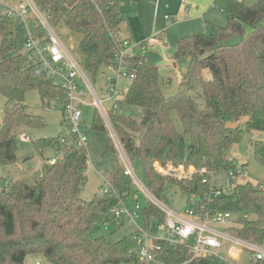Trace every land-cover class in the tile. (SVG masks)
Here are the masks:
<instances>
[{
  "label": "trees",
  "instance_id": "16d2710c",
  "mask_svg": "<svg viewBox=\"0 0 264 264\" xmlns=\"http://www.w3.org/2000/svg\"><path fill=\"white\" fill-rule=\"evenodd\" d=\"M32 1L48 23L66 6L69 25L86 32L84 46H96L88 58L89 68L98 75L103 67L112 65L125 41L121 37L125 16L115 0ZM225 13L226 26L214 34L199 33L178 40L175 61L192 59L189 75L183 79L187 92L180 89L168 96L171 79H164L159 67L143 55H129L130 70L140 66L123 99L109 112V121L130 165L139 167L141 182L153 197L164 201L168 187L175 186L184 195L197 198L188 208L200 209L202 216L231 214L236 217L233 236L264 249L263 185L237 181L222 196H209L214 174L238 170L231 151L243 133L264 132V0L252 6L232 2ZM19 22L0 7V95L6 99L0 123V165L17 162V141L25 128L45 126L41 116L27 111L28 91H37L45 103H66L63 88L47 78L35 77L27 58L17 51ZM32 31L47 39L41 25L35 23ZM123 104L131 106V114L119 112ZM244 118V124L239 125ZM234 123L238 125H230ZM92 129L106 130L97 112ZM66 142L62 137L35 141L40 154L53 148L55 161L48 160L46 172L34 182L7 180L0 193V264H24L28 256L41 257L47 264H220L213 256L191 259L183 245L166 247L155 262H142L130 251L126 238L112 242L98 236L102 227L116 220L114 210L136 198V185L115 157L107 175L109 193L101 192L91 201L82 199L89 169L87 149ZM252 147L255 160L264 165V141L253 142ZM106 152H115L113 143L107 144ZM156 163L194 167L206 173L177 182L160 175L154 168ZM148 202L139 214L145 229L151 231L156 223H164L165 214ZM256 264H264V260Z\"/></svg>",
  "mask_w": 264,
  "mask_h": 264
},
{
  "label": "rangeland",
  "instance_id": "374dc122",
  "mask_svg": "<svg viewBox=\"0 0 264 264\" xmlns=\"http://www.w3.org/2000/svg\"><path fill=\"white\" fill-rule=\"evenodd\" d=\"M122 7V12L125 20L121 27V37L129 40V42L139 45L143 42L144 48L138 49L137 53L143 55L151 63L159 67L160 73L164 79H171V85L167 88L168 96L176 94L180 89L187 92L188 84L183 83V79L188 77L192 59L190 57H182L177 62L174 59L178 40L199 33L201 30L207 29L209 34H214L216 27H224L227 24L225 13L220 12V8H212L206 13L205 18H194L193 13H188L185 17V23L179 24V11H182L183 6L188 7V3H181V0H140L134 2L132 0H116ZM258 0H247L244 4L247 6L254 5ZM186 2V0H183ZM189 11V9H188ZM167 17V19L165 18ZM47 19V18H46ZM175 19V21H173ZM48 21V20H47ZM177 21V22H176ZM206 22V23H204ZM43 27L46 36L51 32L61 40L62 44L67 49L68 54L78 63L80 69L85 74L89 83L94 89V92L101 99L106 97V92H103L105 79L104 74L115 76L116 73L111 67H103L98 75L89 68L88 58L96 52V46L85 47L83 42L86 38V32L82 29L73 28L68 23V8H61L59 15L55 21L48 23L49 27L42 23L35 12L21 20L16 25V35L18 41V52L24 54V43L32 31L33 25ZM189 32V33H188ZM159 36L161 43L158 46H146V42L150 39ZM124 39V40H125ZM84 95L81 96L82 101L86 104L79 105L82 112V120L88 130V146L87 153L89 157V169L87 171V181L81 192L82 199L91 201L101 190L106 186L105 179L110 169L111 160L118 157L119 160L126 166L132 176H136L141 181V172L139 167L131 166L126 157L122 146L115 138L114 129L103 118L101 111L93 102L95 98L87 86L80 82ZM128 78H123L120 81V87L128 88L130 85ZM6 99L0 95V123L4 119V107ZM25 104L27 111L30 114L41 116L45 126L41 128H25V132L17 141V157L18 160L14 164L0 165V193L6 188L7 180L24 179L28 182H34L48 168L47 160H54L56 153L53 148H47L43 154H40L36 148L35 141L47 138L62 137L71 144L74 143L70 129L65 122L63 115V103L57 100L46 101L42 100L40 94L35 91L26 93ZM49 104V106H47ZM106 110L111 111L112 104L105 103ZM133 109L127 104L120 107L119 112L123 115L131 114ZM97 112L102 120L105 131L93 130L94 115ZM175 124L180 132L183 131L182 125L177 114H174ZM245 118L242 119L239 125H243ZM236 127L238 123L230 124ZM256 141H264V132L251 131L244 132L241 141L236 144L231 155L239 163V168L245 167L248 177H241L237 181L240 183L252 182L264 186V165L258 163L254 158L252 144ZM113 143L115 147L114 153H107L106 147L108 143ZM189 147V146H188ZM228 179V171L220 170L213 175V187L220 188L224 186ZM134 181V180H133ZM137 182H139L137 180ZM135 183V181H134ZM136 185V184H135ZM140 185H144L143 183ZM137 193L135 199H131L127 207L132 210L136 204L144 208L148 205V201H152L147 195V191L140 190L136 185ZM165 200L160 201L164 206L170 208L177 213H184L185 210L194 206L197 201L195 197L184 195L175 186H169L165 194ZM154 203V202H153ZM234 219L226 224L215 225L214 228L223 232L228 237L235 238L231 232L236 225ZM159 224V223H156ZM155 224V225H156ZM146 228L145 220L141 214L130 217L127 215L115 220L108 227H102L98 231V236H105L112 242L126 238L131 252L137 253L139 245L138 230ZM238 239V238H237ZM221 254L229 260V264H251L253 252H250L242 247L236 246L234 243L224 240ZM238 251L237 257L231 255L233 249ZM24 264H47L41 257L28 256Z\"/></svg>",
  "mask_w": 264,
  "mask_h": 264
},
{
  "label": "built area",
  "instance_id": "2783aa9c",
  "mask_svg": "<svg viewBox=\"0 0 264 264\" xmlns=\"http://www.w3.org/2000/svg\"><path fill=\"white\" fill-rule=\"evenodd\" d=\"M0 7L6 15L17 21L24 20L30 12L34 11L41 18L42 23L49 27L47 19L40 14L32 0H0ZM50 31L46 40L35 35L34 31H30L24 43L25 53L23 55L27 58L28 64L33 70V75L35 77L47 78L63 88L66 98L63 115L74 139V143L71 144L69 142L68 145L75 146L78 149H87L89 141L88 135L86 134L87 129L82 120V112L79 109V105L86 103L81 99V96L84 95V91L79 81L85 85L87 84L95 98L93 105L99 108L103 118L111 126L109 121L110 111L105 109L104 104L109 103L114 107L125 96L127 88L122 89L120 87V81L123 78H128L130 82H132L136 78L135 72L140 66L136 64L134 69L130 70L127 64V57L137 53V49L144 48L145 42L136 45L127 40L124 41L123 47L116 52L114 61L110 66L115 71L116 75L104 74L105 85L103 92H106V97L101 99L94 92L93 87L80 69L78 63L68 54L61 40L51 29ZM161 41V38L156 36L146 43L149 46H157ZM115 138L118 140L116 134ZM63 142H66V140L63 139ZM154 168L164 178L177 182H188L196 174L199 173L203 175L206 173L204 169L197 170L194 167L186 168L183 165L175 166L173 164L161 166L159 163H156ZM128 174L131 175L129 170ZM241 177H248V173L244 166L241 168L238 167L236 172L229 171L228 179L224 186L220 188L213 187L209 196L211 198L222 196L227 193L232 188L233 184ZM132 178L140 190L144 191L143 188H145L147 193L144 192L151 197L154 202L152 203L165 214V221L163 224H156L151 231L147 229L138 230L137 236L140 241L137 256L140 261L155 262L158 255H160L166 247L183 245L188 247L191 259L202 256H213L220 260V264H229V260L221 254V250L224 247V240L253 252L254 255L251 264H256L258 261L264 260L263 248L237 238L228 237L223 234V232L214 228L215 225L226 224L232 221L233 216L231 214L202 216L200 209L195 210L193 208L186 209L184 213H177L167 208L158 199L153 197L144 185H140L142 182L137 179L136 176H132ZM137 180L139 182H137ZM105 182L106 186L101 192L103 194H108L111 184L107 177ZM203 182L206 183L207 179H204ZM6 183H8V181ZM136 200L138 201V198H136ZM140 209L141 207L139 204H136L135 207L130 210L125 203H121L113 213L117 220L124 215L130 217L138 216ZM238 254V251L234 248L231 255L237 257Z\"/></svg>",
  "mask_w": 264,
  "mask_h": 264
},
{
  "label": "crops",
  "instance_id": "0c3cea01",
  "mask_svg": "<svg viewBox=\"0 0 264 264\" xmlns=\"http://www.w3.org/2000/svg\"><path fill=\"white\" fill-rule=\"evenodd\" d=\"M116 1V0H115ZM133 1V0H132ZM247 1V0H186V2H183V0H181V3H188V7L183 6L182 11H179V15H178V19H179V24H183L185 23V17L188 13H193L194 14V18L198 19V18H205L206 17V13L214 8L216 9V7L220 8V12L221 13H225V9L227 7V5L229 3L232 2H243ZM259 1V0H258ZM257 1V2H258ZM117 2V1H116ZM118 3V2H117ZM119 4V3H118ZM120 5V4H119ZM120 8H122L120 6ZM189 9V11H188ZM122 10V9H121ZM123 13V12H122ZM226 14V13H225ZM124 15V14H123ZM227 17V16H226ZM166 18V17H165ZM167 19V18H166ZM175 21V19L173 20ZM177 22V21H176ZM206 23V22H204ZM226 26V25H225ZM122 27V26H121ZM220 27H216V29H218ZM208 29V28H207ZM207 29L201 30L200 32H195V33H209ZM189 33V32H188ZM86 36V34H85ZM125 39V38H122ZM127 40V39H125ZM129 41V40H128ZM146 46H149L146 44ZM158 46V45H157ZM154 47V46H153ZM65 48V46H64ZM177 48V47H176ZM66 49V48H65ZM67 50V49H66ZM138 50V49H137ZM176 52V51H175ZM149 61V60H148ZM177 62V61H176ZM129 87V86H128ZM125 89V88H124ZM56 159V158H55ZM54 160H52L50 163H53ZM50 161V160H49ZM48 162V160H47ZM219 231V230H218Z\"/></svg>",
  "mask_w": 264,
  "mask_h": 264
},
{
  "label": "bare ground",
  "instance_id": "6f19581e",
  "mask_svg": "<svg viewBox=\"0 0 264 264\" xmlns=\"http://www.w3.org/2000/svg\"><path fill=\"white\" fill-rule=\"evenodd\" d=\"M36 7V6H35ZM38 10V9H37ZM39 11V10H38ZM32 12H34V11H32ZM31 12V13H32ZM40 12V11H39ZM36 14V13H35ZM43 17H45L46 18V16L45 15H43L42 13H40ZM36 16L39 18V19H41L37 14H36Z\"/></svg>",
  "mask_w": 264,
  "mask_h": 264
}]
</instances>
